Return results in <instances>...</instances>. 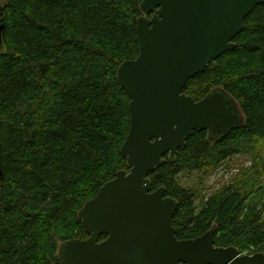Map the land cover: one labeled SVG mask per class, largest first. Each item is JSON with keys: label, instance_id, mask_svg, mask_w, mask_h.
I'll use <instances>...</instances> for the list:
<instances>
[{"label": "trees", "instance_id": "trees-1", "mask_svg": "<svg viewBox=\"0 0 264 264\" xmlns=\"http://www.w3.org/2000/svg\"><path fill=\"white\" fill-rule=\"evenodd\" d=\"M143 1L0 0V264H61L57 242L88 238L78 219L85 203L130 170L121 153L130 98L117 70L139 56ZM234 43L184 93L200 101L224 89L244 124L216 142L194 132L149 179L152 191L164 188L178 202V240L215 226L217 247L253 255L264 253V5ZM236 156L250 157L251 167L199 211L180 175H209Z\"/></svg>", "mask_w": 264, "mask_h": 264}, {"label": "water", "instance_id": "water-1", "mask_svg": "<svg viewBox=\"0 0 264 264\" xmlns=\"http://www.w3.org/2000/svg\"><path fill=\"white\" fill-rule=\"evenodd\" d=\"M262 5L264 0L141 3L139 56L117 70L130 98V129L121 148L130 170L118 172L85 203L78 219L88 238L63 242L61 264H264V253L245 255L235 247H217L215 226L199 238L178 240L172 222L178 202L164 188L152 191L149 179L176 160L194 132H207L216 142L244 124L239 103L224 89H214L200 101L184 89L236 48L234 40L245 30L246 18Z\"/></svg>", "mask_w": 264, "mask_h": 264}, {"label": "rangeland", "instance_id": "rangeland-1", "mask_svg": "<svg viewBox=\"0 0 264 264\" xmlns=\"http://www.w3.org/2000/svg\"><path fill=\"white\" fill-rule=\"evenodd\" d=\"M264 152V148H263ZM252 160L248 156H236L209 175L198 172L180 175V185L196 194V205L200 211L205 200L218 193L243 170L250 168ZM264 179V178H263ZM264 185V182H263ZM61 242H57L59 248Z\"/></svg>", "mask_w": 264, "mask_h": 264}, {"label": "built area", "instance_id": "built-area-1", "mask_svg": "<svg viewBox=\"0 0 264 264\" xmlns=\"http://www.w3.org/2000/svg\"><path fill=\"white\" fill-rule=\"evenodd\" d=\"M245 255H249V254H245Z\"/></svg>", "mask_w": 264, "mask_h": 264}]
</instances>
